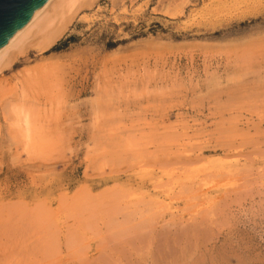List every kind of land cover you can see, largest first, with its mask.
I'll return each instance as SVG.
<instances>
[{"label": "rangeland", "instance_id": "rangeland-1", "mask_svg": "<svg viewBox=\"0 0 264 264\" xmlns=\"http://www.w3.org/2000/svg\"><path fill=\"white\" fill-rule=\"evenodd\" d=\"M66 5L0 72V264H264V0Z\"/></svg>", "mask_w": 264, "mask_h": 264}, {"label": "bare ground", "instance_id": "bare-ground-1", "mask_svg": "<svg viewBox=\"0 0 264 264\" xmlns=\"http://www.w3.org/2000/svg\"><path fill=\"white\" fill-rule=\"evenodd\" d=\"M76 0H68V4L70 5V7L72 6V3H74ZM58 2V3H57ZM66 2H67V0H45V2L42 4V6L39 8V9H37L36 10V12L29 18V20L19 29V30H17L16 32H15V34L9 39V40H7L1 47H0V72H1V74H2V76H3V74L4 73H6V71L4 72L3 70L4 69H7V68H12L15 64H16V61H18V59H19V56H21V55H24L26 52H27V49H29V47H30V45H24L23 43H24V41L27 39L28 40V36H29V34H30V32H31V34H33V32L34 33H36V31H38V32H45L44 34H43V36H44V38L42 39V40H40V41H42V42H40V43H38L37 45H36V47H37V49H38V51H42V50H44V49H46L52 42H53V40L55 39V38H57L58 37V35L62 32V29H64V27L62 26V27H60V28H55L54 29V27L53 28H51V24H53L54 22L50 19V17H47V13L49 12V10L51 9V7H53L54 5L56 6V8L57 9H59L58 10V12L56 11L57 9L55 8L54 9V13H58V15H60L61 16V14L62 15H64L65 14V12H64V14H63V11H66V10H64L63 9V7L66 5ZM78 2V1H77ZM57 4V5H56ZM65 4V5H64ZM67 6V5H66ZM74 6H75V4H74ZM69 7V8H70ZM51 11V10H50ZM68 11H71L70 9L69 10H67V13H68ZM53 13V14H54ZM56 13V14H57ZM62 17V16H61ZM63 17H65V15L63 16ZM54 18H56V16H54ZM53 18V19H54ZM60 18V17H59ZM57 19V18H56ZM55 19V20H56ZM60 19H63V18H60ZM65 20H63V22H64ZM57 22V21H56ZM66 23V22H65ZM54 25V24H53ZM52 25V26H53ZM56 25V24H55ZM56 26H58V25H56ZM51 28V29H50ZM33 29H36V31L35 30H33ZM49 29V30H48ZM33 31V32H32ZM41 34V33H40ZM30 37H31V35H30ZM41 38H42V36H41ZM36 43H34V45H35ZM35 47V46H34ZM36 49V50H37ZM37 52V51H36ZM26 56V55H25ZM25 59V58H24ZM216 83V82H215ZM219 85V84H218ZM4 87V86H3ZM9 88V87H8ZM1 89V88H0ZM216 90V89H215ZM1 92V91H0ZM225 92V91H224ZM227 93V92H226ZM2 94V93H1ZM1 94H0V96H1ZM15 95V94H14ZM4 96V95H3ZM2 96V97H3ZM12 97H13V95H12ZM21 98H22V96H21ZM1 99V98H0ZM6 98L4 97V100H5ZM14 99H16V98H14ZM14 104V103H13ZM24 104V103H23ZM5 105V104H4ZM15 105V104H14ZM18 105H20V104H18ZM30 104H28L27 106H29ZM6 106H9V103H7V105ZM16 106V105H15ZM3 108V106H2V102H0V114H2V111H5V109L4 110H2V108ZM10 107V106H9ZM14 109V108H13ZM26 111H28L27 109H25ZM6 111H9L8 110V108H6ZM16 113V112H15ZM18 113V112H17ZM3 114H5L4 112H3ZM14 114V113H13ZM24 114H25V112H24ZM6 116L7 115H9V113L7 112V114H5ZM21 115V114H20ZM28 115V114H27ZM27 115H23L21 118L20 117H16V121H14V125L16 126V129H17V127H18V130H19V128L21 127V123H23V125L25 126V130L27 131V129H28V125H29V120H28V118H27ZM33 115H35L34 113H33ZM33 115H32V121H33V125L35 126V119L33 120ZM5 116V117H6ZM13 116H15V115H13ZM4 116H2V118H3ZM14 119H15V117H13ZM11 119L10 117H9V120L11 119V120H14V119ZM35 118V117H34ZM4 121H7L8 119H3ZM48 121V120H47ZM48 123V122H47ZM219 125V124H218ZM217 125V126H218ZM223 125V124H222ZM238 125V124H237ZM243 125H245V124H243ZM242 125V126H243ZM9 126V125H8ZM228 126V125H227ZM230 126V125H229ZM11 127V126H10ZM30 127V126H29ZM241 127V126H240ZM31 128H34L33 126H31ZM31 128H30V130H31ZM52 128V127H51ZM226 128V127H225ZM239 128V127H238ZM242 128V127H241ZM232 129V128H231ZM14 130V129H13ZM50 130V129H49ZM223 130V129H222ZM8 131V130H7ZM21 131V130H20ZM20 131H19V133H20ZM229 131H230V129H228V133H229ZM221 132V131H220ZM219 132V133H220ZM27 133V132H26ZM50 133V132H49ZM236 135H237V133H235ZM234 134V135H235ZM222 135H223V133H222ZM9 136V135H8ZM17 136V135H16ZM22 136V135H21ZM38 136V135H37ZM44 136V135H43ZM50 136V135H49ZM53 136V135H52ZM51 136V137H52ZM14 137H15V135H14ZM204 137V136H203ZM226 137V136H225ZM247 137V136H246ZM164 138V137H163ZM232 138V137H231ZM234 138H235V136H234ZM16 139V138H15ZM29 139V138H28ZM189 139V138H188ZM238 139V138H237ZM167 140V139H166ZM41 141V140H40ZM47 141L49 142V144L51 143V140H49V139H47ZM164 141V140H163ZM225 141V140H224ZM48 142L47 143H45V144H48ZM54 142V141H53ZM16 143V142H15ZM172 143V142H171ZM40 144V143H39ZM176 144V143H175ZM216 144H217V142H216ZM54 145V144H53ZM161 145V144H160ZM225 145V144H224ZM226 145H228V144H226ZM225 145V146H226ZM35 146V145H34ZM198 146V145H197ZM221 146H222V144H221ZM221 146H217L216 145V147H214L213 149L215 150V149H219V147L221 148ZM239 146V145H238ZM207 147V146H206ZM223 147V146H222ZM231 147V146H230ZM172 148V147H171ZM235 147H233L232 149H234ZM179 149V148H178ZM192 149H194V148H192ZM212 149V150H213ZM231 149V150H232ZM191 150V149H190ZM189 150V151H190ZM225 150H227V149H223V148H221V150H218V152H225ZM165 151V150H164ZM167 151V150H166ZM194 151H195V149H194ZM217 152V153H218ZM178 153V152H177ZM226 153V152H225ZM235 153V152H234ZM173 154V153H172ZM180 154H181V152H180ZM177 155V154H176ZM241 155V154H240ZM225 156V155H224ZM232 156V155H231ZM247 156V155H246ZM111 158V157H110ZM171 158V157H170ZM172 158H174V157H172ZM235 158V157H234ZM30 159V158H29ZM32 159V158H31ZM191 156H187L186 158H185V156H183V157H177V158H174V159H172V162H170L171 160H169L168 162H166V164L167 163H171L172 165L171 166H175V164H176V166H178L179 164L181 165V166H184V167H187L188 168V166H187V163L188 162H191ZM174 160V161H173ZM194 160H196L197 161V163H200V162H198V160L197 159H193V161ZM15 161V160H14ZM18 161V160H17ZM162 161H164V160H162ZM195 161V162H196ZM159 162V161H158ZM165 162H163V163H165ZM143 163V162H142ZM173 163H175L174 165H173ZM189 164V163H188ZM130 165V164H129ZM162 165V164H161ZM164 165V164H163ZM191 165H193V162L191 163ZM159 166V165H158ZM194 166V165H193ZM126 167V166H125ZM148 167V166H147ZM190 167V166H189ZM160 168V167H159ZM170 168V167H169ZM170 169H172V167L170 168ZM175 169V168H174ZM176 170H177V168H176ZM248 171V170H247ZM185 172V171H184ZM122 173V172H121ZM176 173V172H175ZM223 173V172H222ZM242 173V172H241ZM223 174H225V173H223ZM177 175V174H176ZM175 175V176H176ZM210 175V174H209ZM213 175V174H212ZM243 175V174H242ZM173 176V175H172ZM178 176V175H177ZM244 176V175H243ZM203 177V176H202ZM238 177V176H237ZM199 178V177H198ZM229 178V177H228ZM223 180V179H222ZM201 181V180H200ZM190 182V181H189ZM206 183H207V181H205ZM210 185V184H209ZM198 186V185H197ZM209 187V186H208ZM201 188V187H200ZM171 189V188H170ZM174 189V188H173ZM190 189H192V188H190ZM197 189V188H196ZM208 190V189H207ZM85 191V190H84ZM128 191V190H127ZM130 193V192H129ZM192 193V192H191ZM165 194V193H164ZM177 194V193H176ZM181 194V193H180ZM186 194H188L187 192H186ZM195 194H197V193H195ZM84 195H85V192H84ZM134 195V194H133ZM200 195H202V194H200ZM182 196V195H181ZM199 196V195H198ZM197 196V197H198ZM229 196V195H228ZM85 197V196H84ZM83 197V198H84ZM102 197V196H101ZM127 197V196H126ZM173 197V196H172ZM178 197V196H177ZM194 198L196 197V195L195 196H193ZM197 197H196V199H197ZM200 197V196H199ZM199 197H198V199H199ZM188 198V197H187ZM175 199V198H174ZM180 199V198H179ZM197 199V200H198ZM205 199V198H204ZM187 200V199H186ZM189 201H191V200H189ZM97 202V201H96ZM141 202V201H140ZM149 202V201H148ZM116 203V202H115ZM129 203V202H128ZM147 203V202H146ZM143 204V203H142ZM145 204V203H144ZM151 204H152V202H151ZM162 205V204H161ZM132 206V205H131ZM145 206H146V204H145ZM144 206V207H145ZM158 206V205H157ZM160 206V205H159ZM97 207H98V205H97ZM111 207V206H110ZM128 207H129V205H128ZM215 208V207H214ZM145 209H147V208H145ZM209 209V208H208ZM97 210V209H96ZM131 210V209H130ZM143 210V209H142ZM141 210V211H142ZM150 210V209H149ZM167 210V209H166ZM147 211V210H146ZM82 212V211H81ZM94 212V211H93ZM119 212V211H118ZM159 213V212H158ZM159 215H160V213H159ZM158 215V216H159ZM147 217V216H146ZM93 218V217H92ZM206 219V218H205ZM8 222V221H7ZM125 224V223H124ZM122 226V225H121ZM194 227V226H193ZM171 228V227H170ZM168 229V228H167ZM150 231V230H149ZM131 233V232H130ZM91 235V234H90ZM129 235V234H128ZM85 236V235H84ZM75 240V239H74ZM76 241V240H75ZM71 247V246H70ZM80 247V246H79ZM55 249V248H54ZM89 249V248H88ZM159 249V248H158ZM66 250V249H65ZM42 251V250H41ZM72 252V251H71ZM86 256V255H85ZM82 257V256H81ZM85 260V259H84ZM96 262V261H95ZM78 263V262H77ZM93 263V262H92ZM97 263V262H96Z\"/></svg>", "mask_w": 264, "mask_h": 264}, {"label": "water", "instance_id": "water-1", "mask_svg": "<svg viewBox=\"0 0 264 264\" xmlns=\"http://www.w3.org/2000/svg\"><path fill=\"white\" fill-rule=\"evenodd\" d=\"M45 0H0V47L19 30Z\"/></svg>", "mask_w": 264, "mask_h": 264}, {"label": "trees", "instance_id": "trees-1", "mask_svg": "<svg viewBox=\"0 0 264 264\" xmlns=\"http://www.w3.org/2000/svg\"><path fill=\"white\" fill-rule=\"evenodd\" d=\"M67 41H68V40H65V41H63L61 44H58V45L60 46V49H61V46H62V47L65 46V44L67 43Z\"/></svg>", "mask_w": 264, "mask_h": 264}]
</instances>
